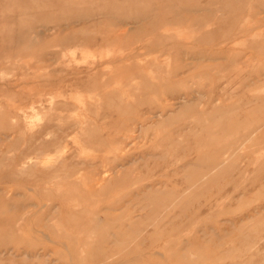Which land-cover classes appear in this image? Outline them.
<instances>
[{
  "label": "rangeland",
  "instance_id": "obj_1",
  "mask_svg": "<svg viewBox=\"0 0 264 264\" xmlns=\"http://www.w3.org/2000/svg\"><path fill=\"white\" fill-rule=\"evenodd\" d=\"M0 264H264V0H0Z\"/></svg>",
  "mask_w": 264,
  "mask_h": 264
},
{
  "label": "bare ground",
  "instance_id": "obj_2",
  "mask_svg": "<svg viewBox=\"0 0 264 264\" xmlns=\"http://www.w3.org/2000/svg\"><path fill=\"white\" fill-rule=\"evenodd\" d=\"M139 65V64H138ZM47 72V71H46ZM51 158V157H50ZM45 162H48L47 160H45ZM45 162H44V164H45ZM49 163V162H48ZM50 164V163H49ZM46 165V164H45ZM50 166V165H49ZM21 171V170H20ZM49 171V170H48ZM18 173H19V171H18ZM79 223H77V225H78ZM94 244V243H93ZM91 245V244H90ZM89 245V246H90ZM95 246V245H94ZM98 246V245H97ZM90 247H93V245H91ZM94 259H96V258H94Z\"/></svg>",
  "mask_w": 264,
  "mask_h": 264
}]
</instances>
